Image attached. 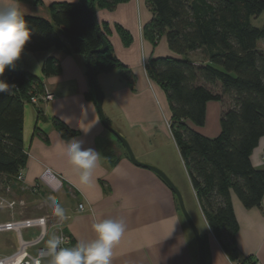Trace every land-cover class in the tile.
<instances>
[{
    "label": "trees",
    "instance_id": "trees-1",
    "mask_svg": "<svg viewBox=\"0 0 264 264\" xmlns=\"http://www.w3.org/2000/svg\"><path fill=\"white\" fill-rule=\"evenodd\" d=\"M127 1L87 3L96 16L98 10L113 11ZM148 4L153 19L144 29L146 38L157 46L165 36L170 50L182 58L151 59L146 64L147 75L167 95L171 134L207 225L232 262L250 264L253 259L242 258L236 245L240 226L231 192L247 209L262 207L264 169L255 168L251 157L264 138V52L258 48L264 28L254 27L252 19L264 12V0H148ZM49 10L52 21L25 15L32 35L24 50L36 54L57 49L86 59L91 53L97 78L117 69L130 76L114 54L106 24L99 23V33L108 47L97 52L101 38L81 1L55 3ZM118 30L129 44V34L121 27ZM199 53L204 56L201 64L188 58ZM42 73L45 77L59 75L60 61L48 57ZM87 75L91 81L88 71ZM6 78L14 94L0 92V177L19 182L28 161L23 140L25 102H30L34 87L42 90L44 85L39 76L27 71L7 68ZM89 98L95 102L94 93ZM212 101L221 102L223 112L220 134L209 138L188 124L204 127L207 105ZM42 115L43 110L37 109L34 134L42 133L38 127ZM54 124L64 139L77 136L62 121L54 119ZM125 155L128 158L126 151ZM203 249L207 264L204 240Z\"/></svg>",
    "mask_w": 264,
    "mask_h": 264
},
{
    "label": "crops",
    "instance_id": "crops-1",
    "mask_svg": "<svg viewBox=\"0 0 264 264\" xmlns=\"http://www.w3.org/2000/svg\"><path fill=\"white\" fill-rule=\"evenodd\" d=\"M80 1L20 0V7L25 15L52 21L51 5ZM9 2L11 0H0V5ZM96 17L100 24H106L111 30L109 41L114 54L130 72L127 77L119 69L99 75L98 81L105 95L106 117L113 128L135 144L140 154L136 157L142 156L137 157L140 161L155 160L154 166L172 179V168L164 159L166 150L162 151V147L152 142L159 135L169 134L166 121L169 122L172 115L165 91L149 79L146 64L151 59H181L182 56L170 50L165 36L157 46L146 38L144 29L153 19L148 0H129L113 11L98 10ZM119 27L131 37L129 44L122 39ZM33 55L41 71L48 57H56L60 61L61 73L52 77H45L43 73L40 76L42 83L55 96L42 107L43 117L38 127L43 134L32 132L27 138L24 111L23 140L28 161L22 171V183L36 188L46 169L63 180L60 204L67 216L65 232L74 244L96 239L94 223L103 219L122 220L125 232L113 247L111 264H199L191 229L178 208L175 194L158 175L134 165L115 136H110L103 126L96 103L89 98L93 87L87 75L86 58L57 49ZM188 58L196 64L203 62L197 54ZM4 73L0 80L9 84L6 70ZM9 86L10 90L3 93L13 95L14 87ZM222 112L221 102H209L205 126L195 127L190 122L188 125L206 137H217L221 132ZM54 119L65 123L77 132V136L64 139L56 129ZM73 139L81 141L84 148H92L99 153L91 182L87 185L80 183V170L69 162L65 154L67 144ZM176 151L182 160L177 146ZM263 153L264 138L251 157L255 168L264 169ZM185 173L188 177L186 168ZM1 177L7 180L6 176ZM192 191L199 209L198 219L193 220L199 231L202 230L207 264H236L226 255L207 225L193 188ZM231 200L240 226L236 245L241 257L264 264V199L261 208L253 209L245 208L234 192H231ZM80 205L83 211L79 209Z\"/></svg>",
    "mask_w": 264,
    "mask_h": 264
},
{
    "label": "clouds",
    "instance_id": "clouds-1",
    "mask_svg": "<svg viewBox=\"0 0 264 264\" xmlns=\"http://www.w3.org/2000/svg\"><path fill=\"white\" fill-rule=\"evenodd\" d=\"M32 29L21 10L20 0L0 5V76L9 66H14L21 57L30 40ZM10 90L4 80H0V92ZM69 162L80 170V183L91 182L92 169L96 166L99 153L92 148H84L82 142L73 139L65 149ZM54 214L61 220L66 219L64 208L54 196H49ZM83 211V206L80 209ZM96 239L91 242L77 241L75 246L64 245L62 236L53 235L47 241L46 256L51 257L48 264H111L113 247L121 240L125 232L122 220L103 219L93 224ZM34 264H41L36 259Z\"/></svg>",
    "mask_w": 264,
    "mask_h": 264
},
{
    "label": "rangeland",
    "instance_id": "rangeland-1",
    "mask_svg": "<svg viewBox=\"0 0 264 264\" xmlns=\"http://www.w3.org/2000/svg\"><path fill=\"white\" fill-rule=\"evenodd\" d=\"M252 25L256 28H260V29L264 28V12L260 16L252 19ZM258 48L260 51L264 52V40H262L259 43ZM197 56L199 59L204 57L203 54L201 53H199ZM34 58L36 57H34L33 53L24 50L21 57L15 62V65L9 66L8 68L31 72L32 74L40 77L42 74L41 66L38 63V61ZM3 76H5V73L3 74ZM104 109H105V105H104ZM24 111L26 117L25 130L28 138L30 134L34 132V128L36 126L35 119H36L37 110L33 106V104L26 101L24 106ZM168 123H170V120ZM166 126L169 134L159 135L157 138L153 139L152 142L162 147L163 148L162 151L166 150L164 154V159L167 160L169 166L172 168L173 176L171 180L181 191V194L184 198L186 209L191 215L192 219H198L199 216L198 205L193 196V191L190 186L189 179L185 173L183 162L180 159V156L178 158L176 146L174 144L173 138L171 137L172 136L171 130L168 127V124H166ZM109 135L112 136L110 131H109ZM127 141L129 142L135 155H140L138 154L139 152L135 144L134 143L131 144V142L128 139ZM137 157H142V156H137ZM263 157H264V153L262 155V160L264 161ZM154 161L155 160L152 159L151 161L148 162H144L141 160V162L153 166L155 165ZM61 190L58 192H52L51 189H49L42 182L36 188H30L25 186L22 183V181L19 182L9 181L8 179L5 181L2 177H0V223H4L6 221H11V220L36 219L47 216L51 217L50 224L56 223L57 222L56 215L54 214L53 208L49 201V196H54L58 200V202L61 203L62 200L60 193L62 192ZM12 201L15 202L24 201V205L18 204L14 209H10L8 208V204L9 202ZM200 227L201 226L199 225V228ZM22 235L25 241H34L39 238L40 231L37 228H28L23 231ZM19 244H20L19 237L17 233L15 232L0 233V257L9 256L14 252H16L19 248ZM40 248H47V242L39 245L38 247L30 249L29 252L34 257H38ZM48 261L49 260L47 258L42 259V264H48Z\"/></svg>",
    "mask_w": 264,
    "mask_h": 264
},
{
    "label": "built area",
    "instance_id": "built-area-1",
    "mask_svg": "<svg viewBox=\"0 0 264 264\" xmlns=\"http://www.w3.org/2000/svg\"><path fill=\"white\" fill-rule=\"evenodd\" d=\"M31 94L30 103L38 109H42L43 106L51 102L55 97L53 92H51L46 86H43L42 90L34 87ZM167 124L170 128V123L167 122ZM40 179L41 181L39 182H42L44 185H46L49 189H51L52 192H58L64 186L63 180L55 175L50 169H46ZM18 180L23 181L22 172L20 173ZM18 204L24 205V201L9 202L8 208L14 209ZM81 207L82 205L79 206V209H81ZM56 219L57 222L53 224H50V216L36 219L11 220L0 223V233L15 232L18 234L20 243L16 252L9 256L0 257V264H34L36 259H40L42 264V259L47 258L50 260L51 257L45 255L47 248H40L38 257L31 255L29 250L47 242V240L53 235L62 236L64 238V245L62 246L71 247L72 239L65 232L67 216L66 219L63 220L56 216ZM28 228H37L40 231L39 238L34 241H25L22 233ZM250 264L260 263L253 259Z\"/></svg>",
    "mask_w": 264,
    "mask_h": 264
},
{
    "label": "water",
    "instance_id": "water-1",
    "mask_svg": "<svg viewBox=\"0 0 264 264\" xmlns=\"http://www.w3.org/2000/svg\"><path fill=\"white\" fill-rule=\"evenodd\" d=\"M81 3L83 4V6L89 11L93 22L96 26L97 32L99 33L100 31V27H99V22L97 20V17L95 16L94 12L89 8L87 0H81ZM100 35V33H99ZM101 38V42H102V47L97 50V52L99 53H103L107 50L108 44L107 41L105 40V38L100 35ZM87 69L88 72L90 74V78H91V83H92V87H93V93H94V97H95V102H96V106H97V110L99 113V116L101 118L102 124L103 126L111 132V134L113 136H115V138H117L121 144L123 145L129 160L136 166L147 169L152 171L153 173H155L156 175H158L165 183L166 185L171 189V191L175 194L177 200H178V204H179V209L185 219V221L187 222L188 226L190 227L192 234L194 236V239L196 241V247H197V258H198V262L199 264H206L205 263V257H204V249H203V240H202V235L201 232L198 229V226L195 224V222L193 221L191 215L189 214V212L186 209L185 206V202H184V198L181 194V191L179 190V188L173 183V181L171 180V178L160 168L150 165V164H146L141 162L135 155L133 149L131 148L129 142L127 141V139L121 134L119 133L115 128H113L109 122V120L107 119L105 112H104V101H105V95H104V91L98 81V78L96 77L92 65H91V53L88 55L87 57Z\"/></svg>",
    "mask_w": 264,
    "mask_h": 264
}]
</instances>
